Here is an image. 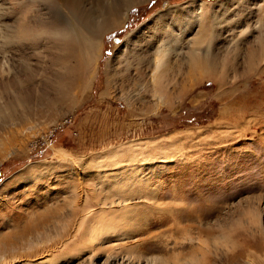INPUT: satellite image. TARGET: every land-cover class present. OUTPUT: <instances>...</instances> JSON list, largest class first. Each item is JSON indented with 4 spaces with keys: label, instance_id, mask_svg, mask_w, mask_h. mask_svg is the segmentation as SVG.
<instances>
[{
    "label": "rangeland",
    "instance_id": "rangeland-1",
    "mask_svg": "<svg viewBox=\"0 0 264 264\" xmlns=\"http://www.w3.org/2000/svg\"><path fill=\"white\" fill-rule=\"evenodd\" d=\"M0 264H264V0H0Z\"/></svg>",
    "mask_w": 264,
    "mask_h": 264
},
{
    "label": "bare ground",
    "instance_id": "bare-ground-1",
    "mask_svg": "<svg viewBox=\"0 0 264 264\" xmlns=\"http://www.w3.org/2000/svg\"><path fill=\"white\" fill-rule=\"evenodd\" d=\"M121 1V0H120ZM128 1V0H127ZM95 2V1H94ZM119 2V1H118ZM126 2V1H125ZM124 1L122 2V3H125ZM130 2H131V0H130ZM127 3V2H126ZM195 4V2L194 1H192V2H189L188 4ZM199 7H201V2H197L196 3ZM124 5V4H123ZM113 6V5H112ZM100 8V7H99ZM102 10V9H101ZM114 11V10H113ZM92 12V11H91ZM117 13V12H116ZM116 13H112V15L110 16V18L112 17V16H116V18H117V16L119 15V14H116ZM92 15V14H91ZM90 15V16H91ZM120 16V15H119ZM116 18H112L113 20H115L116 21ZM109 21V20H108ZM193 58H195V57H193ZM196 59V58H195ZM195 59H193V60H195ZM197 60V64L199 65V63L198 62H200V60H198V59H196ZM196 61H194V63H195ZM203 62V61H202ZM201 63V62H200ZM202 64V63H201ZM110 224H112V222L110 221V219H108V220H104V221H102V223H101V227L102 228H105V227H108ZM41 263V262H40Z\"/></svg>",
    "mask_w": 264,
    "mask_h": 264
},
{
    "label": "built area",
    "instance_id": "built-area-1",
    "mask_svg": "<svg viewBox=\"0 0 264 264\" xmlns=\"http://www.w3.org/2000/svg\"><path fill=\"white\" fill-rule=\"evenodd\" d=\"M58 126V123L56 125H54L52 127V129H54L55 127ZM52 129H48L47 131L43 132L40 136H39V143L43 144V145H47L48 141L50 140L52 134H53V130Z\"/></svg>",
    "mask_w": 264,
    "mask_h": 264
},
{
    "label": "crops",
    "instance_id": "crops-1",
    "mask_svg": "<svg viewBox=\"0 0 264 264\" xmlns=\"http://www.w3.org/2000/svg\"><path fill=\"white\" fill-rule=\"evenodd\" d=\"M164 18V17H163ZM160 19H162V18H160Z\"/></svg>",
    "mask_w": 264,
    "mask_h": 264
}]
</instances>
